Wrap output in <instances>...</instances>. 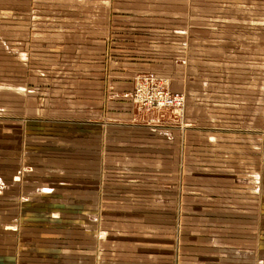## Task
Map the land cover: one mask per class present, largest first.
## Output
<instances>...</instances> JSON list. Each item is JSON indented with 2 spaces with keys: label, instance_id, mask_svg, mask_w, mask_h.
Returning <instances> with one entry per match:
<instances>
[{
  "label": "rangeland",
  "instance_id": "obj_1",
  "mask_svg": "<svg viewBox=\"0 0 264 264\" xmlns=\"http://www.w3.org/2000/svg\"><path fill=\"white\" fill-rule=\"evenodd\" d=\"M53 21L54 27L64 22ZM30 26L24 27L23 36L8 32L14 39L20 37L22 48L0 45V70L6 68L8 78L0 82V145L6 143L0 156L13 161L0 168V200L7 190L21 188L11 200V193L7 195L9 203H18V214L15 207L0 209V264H264L261 173L257 178L254 170L242 171L237 162L228 164L226 159L200 158L194 163L193 156H200L194 154L196 148L184 144L180 155L179 146H165L163 138L155 152L162 163L159 155H147V121L152 132L173 137L167 126L152 118L153 112L172 111V123H182L170 108L136 105L141 110L132 121L122 122L125 126L115 140L109 137L111 130L102 141H95L91 129L83 127L82 133L71 119L86 117L81 109L97 103L80 98L90 83H85L86 68L73 66L79 52L49 51L42 35L32 44ZM213 56L224 58V52ZM210 70L224 77L235 68ZM1 100H7L8 108ZM15 103L18 112L11 109ZM5 112L18 113L23 129H7L1 121L6 120ZM135 122L142 127H130ZM225 168L252 175L248 183L262 198L258 210L255 202L245 205L246 196L234 193L238 179L231 191Z\"/></svg>",
  "mask_w": 264,
  "mask_h": 264
},
{
  "label": "crops",
  "instance_id": "obj_2",
  "mask_svg": "<svg viewBox=\"0 0 264 264\" xmlns=\"http://www.w3.org/2000/svg\"><path fill=\"white\" fill-rule=\"evenodd\" d=\"M56 19L64 22L54 27ZM26 25H31L32 44L42 35L48 40L49 51L79 52L73 66L85 67V83H90L80 91V98L85 100L83 103H97L95 108L81 109L86 117L71 119V123L78 122L75 127L81 126L82 133L91 129L97 139L100 135L95 141H102L105 131L111 130V140L120 138V128L125 126L122 122L132 121L141 110L128 96L134 78L154 73L168 79L170 88L185 94L186 106L182 114L176 113L182 123H172V111L151 114L161 121L158 124L169 128L175 141L152 132V123L147 121V155H159L162 163L161 154L155 152L160 151L159 138H163L165 146L175 142L180 155L184 144L199 150L193 152L200 155L193 156L194 163L200 158L226 159L228 164L237 162L242 171L254 170L257 178L260 173L264 177V0H0V45L6 49L5 43H10L12 48H22L20 37L14 39L8 32L23 36ZM218 50H223L224 58L213 56ZM3 56L8 57L7 51ZM218 66L235 70L224 77L209 74ZM2 79H8L6 68L5 72L0 70V82ZM1 101L8 108L7 100ZM18 108L15 103L11 109L18 112ZM10 113H2L6 128L15 125L23 129L19 114ZM130 127L142 126L135 122ZM5 145H0V151ZM12 162L0 156V168ZM223 170L231 191L238 179L234 193L246 196L242 199L245 205L255 202L258 210L262 198L248 183L247 177L252 175ZM20 189L16 186L6 194L11 193L10 199L19 195ZM7 195L0 200V209L7 212L15 207L18 214V203H9ZM258 224L256 218L255 227Z\"/></svg>",
  "mask_w": 264,
  "mask_h": 264
},
{
  "label": "built area",
  "instance_id": "obj_3",
  "mask_svg": "<svg viewBox=\"0 0 264 264\" xmlns=\"http://www.w3.org/2000/svg\"><path fill=\"white\" fill-rule=\"evenodd\" d=\"M128 96L141 108H170L182 114L186 106L185 94L171 90L169 80L154 73L138 74Z\"/></svg>",
  "mask_w": 264,
  "mask_h": 264
}]
</instances>
